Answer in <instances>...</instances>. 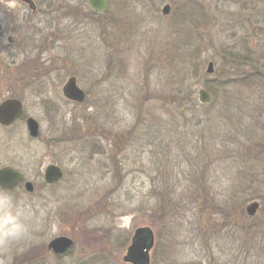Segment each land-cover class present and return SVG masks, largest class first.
Wrapping results in <instances>:
<instances>
[{
	"label": "rangeland",
	"instance_id": "1",
	"mask_svg": "<svg viewBox=\"0 0 264 264\" xmlns=\"http://www.w3.org/2000/svg\"><path fill=\"white\" fill-rule=\"evenodd\" d=\"M107 1L0 0V101L24 104L0 125V168L24 175L3 191L37 218L11 264H132L140 227L151 264H264V0ZM71 76L84 102L64 95ZM51 163L64 176L48 184Z\"/></svg>",
	"mask_w": 264,
	"mask_h": 264
},
{
	"label": "water",
	"instance_id": "2",
	"mask_svg": "<svg viewBox=\"0 0 264 264\" xmlns=\"http://www.w3.org/2000/svg\"><path fill=\"white\" fill-rule=\"evenodd\" d=\"M28 2L31 8L35 9L33 0H24ZM89 4L98 11H105L107 8V0H88ZM164 13L170 11V5H166L163 9ZM214 63L209 62L208 72H213ZM64 95L78 102H83L86 93L81 89L75 77H71L63 88ZM200 101L207 103L211 100V94L205 88L199 92ZM24 112L22 100L14 97H9L0 103V124L3 126L12 125ZM26 124L28 132L32 137H37L40 134V123L33 117H27ZM64 176V171L61 166L51 163L45 169L44 179L46 183L53 184L61 180ZM24 180V175L12 166H3L0 168V188L2 190H12ZM27 191H34V183L26 181L24 183ZM260 204L258 201H253L247 206L249 215L256 214ZM155 238L153 231L149 227H140L136 230V237L133 239L132 245L128 248L127 254L124 256L126 261L133 264H150V250L153 248ZM73 239L61 235L53 238L48 248L56 253H64L72 246Z\"/></svg>",
	"mask_w": 264,
	"mask_h": 264
},
{
	"label": "clouds",
	"instance_id": "3",
	"mask_svg": "<svg viewBox=\"0 0 264 264\" xmlns=\"http://www.w3.org/2000/svg\"><path fill=\"white\" fill-rule=\"evenodd\" d=\"M37 218L35 209L15 193L0 190V256L2 264H11V254L34 239Z\"/></svg>",
	"mask_w": 264,
	"mask_h": 264
},
{
	"label": "flooded vegetation",
	"instance_id": "4",
	"mask_svg": "<svg viewBox=\"0 0 264 264\" xmlns=\"http://www.w3.org/2000/svg\"><path fill=\"white\" fill-rule=\"evenodd\" d=\"M23 4H25V5H28L29 6V4L26 2V1H23V0H20ZM36 6V8L35 9H32L34 12H36L37 11V9H38V7H37V5H35ZM11 40H12V38H10ZM75 77V76H74ZM76 78V77H75ZM76 80H77V78H76ZM13 97V96H12ZM7 98H9V97H7ZM7 98H5V99H7ZM4 99V100H5ZM3 101V100H2ZM2 101H0V103L2 102ZM23 115H24V112H23ZM22 115V116H23ZM21 116V117H22ZM20 117V118H21ZM2 127H4V128H9L10 126H8V127H6V126H2ZM152 263V260H150V264Z\"/></svg>",
	"mask_w": 264,
	"mask_h": 264
},
{
	"label": "trees",
	"instance_id": "5",
	"mask_svg": "<svg viewBox=\"0 0 264 264\" xmlns=\"http://www.w3.org/2000/svg\"><path fill=\"white\" fill-rule=\"evenodd\" d=\"M216 86V85H215ZM210 87V86H209ZM217 87V86H216ZM218 88V87H217ZM59 255H62V254H59Z\"/></svg>",
	"mask_w": 264,
	"mask_h": 264
}]
</instances>
